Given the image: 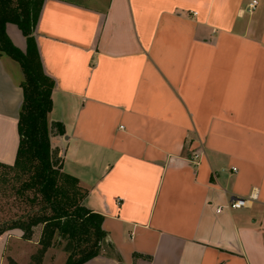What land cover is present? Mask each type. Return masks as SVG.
Masks as SVG:
<instances>
[{"label":"crops","instance_id":"1","mask_svg":"<svg viewBox=\"0 0 264 264\" xmlns=\"http://www.w3.org/2000/svg\"><path fill=\"white\" fill-rule=\"evenodd\" d=\"M252 1L44 0L34 36L55 81L49 120L64 125L52 147L107 233L85 264H264V0ZM7 32L26 50L16 24ZM23 79L1 55L6 164Z\"/></svg>","mask_w":264,"mask_h":264},{"label":"trees","instance_id":"2","mask_svg":"<svg viewBox=\"0 0 264 264\" xmlns=\"http://www.w3.org/2000/svg\"><path fill=\"white\" fill-rule=\"evenodd\" d=\"M43 3L44 0H0V56L8 55L17 61L24 74L16 159L13 164L0 162V166L20 177L17 192L28 206L0 226V236L19 229L23 239L31 240L35 227L42 225L40 246L32 255L35 264H42L47 250L55 247L59 239L65 241L68 253L64 264H85L99 254L107 233L102 226L104 215L84 205L88 190L78 177L63 169V159L52 147L51 136L64 134V125L49 120L55 81L44 71L34 36ZM8 23L16 24L26 37V50L12 41Z\"/></svg>","mask_w":264,"mask_h":264},{"label":"rangeland","instance_id":"3","mask_svg":"<svg viewBox=\"0 0 264 264\" xmlns=\"http://www.w3.org/2000/svg\"><path fill=\"white\" fill-rule=\"evenodd\" d=\"M15 63L20 66L17 61ZM20 182V177L14 171L0 166V226L28 208L17 192ZM41 231L42 225L35 227L32 239L28 241H22L21 230L13 229L3 233L9 243L4 252L0 250V264H35L32 255L37 253L40 246L37 241ZM64 245L65 241L59 239L55 247L47 250L42 264H64L68 256Z\"/></svg>","mask_w":264,"mask_h":264},{"label":"built area","instance_id":"4","mask_svg":"<svg viewBox=\"0 0 264 264\" xmlns=\"http://www.w3.org/2000/svg\"><path fill=\"white\" fill-rule=\"evenodd\" d=\"M257 4H258V3H257V0H253V1L249 4L247 10H248L249 12L253 11V10L256 8ZM193 14H197V12H193ZM195 157H196V158L201 157V154H196ZM252 200H253L252 197H250V198H241V197L238 198V197H236V198H234V199L230 202L229 206L232 207V208H241V207H245V206L250 205V203L252 202ZM221 208H222V207H221ZM221 208H219V209H221Z\"/></svg>","mask_w":264,"mask_h":264}]
</instances>
